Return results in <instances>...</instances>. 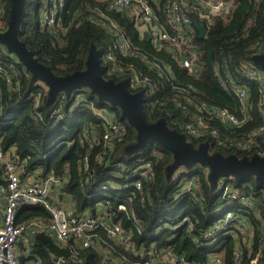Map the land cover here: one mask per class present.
<instances>
[{
    "label": "trees",
    "instance_id": "1",
    "mask_svg": "<svg viewBox=\"0 0 264 264\" xmlns=\"http://www.w3.org/2000/svg\"><path fill=\"white\" fill-rule=\"evenodd\" d=\"M233 1L235 7L229 16L217 14L212 18L210 25L205 18L194 14L195 20L205 23L208 27L206 37H199V33L195 37L200 45V61L203 64L198 76L190 75L172 56L156 51L147 39L141 40L133 20L112 12L135 45L151 57L171 63L176 75L175 78L167 75L160 77L154 72H149L140 58H121L125 64H134L155 81L164 84L158 88V96L164 104L152 102L149 96L144 94L147 121L155 122L164 118L169 126L179 128L188 117V113L177 107L173 101L172 85L178 82L193 84L200 99L211 105L227 108L243 119L239 98L231 89L228 79H225L227 87L220 82V76H224L223 69L227 67L232 80L237 83L247 82L246 76L240 73L238 66L244 61L251 60L264 43V0ZM32 2L33 0H27L25 20L19 37L26 43L28 49L35 51L37 59L50 66L56 75L64 76L85 69L91 44H95L102 52L111 47L113 39L107 29L97 22L85 19L87 10L84 11L82 21L78 18L74 20L76 7L84 5L96 7L100 4L103 6L102 3L94 0H68L66 7L70 12L64 10V23L65 25L73 23L58 37L42 27L39 8L36 6L35 16L30 7ZM10 6L11 0H7L6 17ZM0 64L5 67L6 74H0L2 148L9 150L16 147L19 160L26 163L28 169L41 168L44 173L51 171L57 174L67 173L68 179L60 190L73 197L79 211L88 209L92 212V209L101 203L114 221L120 222L131 233L138 248L143 244L149 248L152 243L159 248L173 246L177 253L185 254L186 259L199 264H206L211 254L221 255L222 264H235L234 234L237 229L234 225L230 228L234 232L232 235H223L211 247L203 245L202 242L194 243L190 238L215 227L222 213L221 209L227 207V204L233 205L231 210L239 214L240 226L247 224L254 232L252 249L243 245L240 264H264V181H257L254 175H247L239 180L230 178L226 182L231 184L229 193L231 197L227 195L225 197L227 193L223 187L212 188L208 170L201 164L189 170L185 169L178 177L174 173L168 180L167 166L173 161V154L170 151L156 142H149L138 153L128 155L125 152V146L135 141L137 132L121 117L119 107L99 100L88 87L74 90L69 98L64 93H59L56 101L49 107L46 105L47 96L39 104H35V93L42 90V81L31 82V73L25 65L11 53L4 52L1 47ZM13 67L19 73L13 81L19 85L18 91L9 88L7 82ZM219 70L220 75L217 74ZM247 86L250 93V116L240 126L234 127L213 120L212 124L219 130V139L209 141L213 151H219L224 155L236 154L240 157L264 154V133L259 134L253 148L240 147L249 141L250 133L263 124L264 97L261 95V88L256 82H247ZM79 94H83L89 103H94L98 107H108L128 128L126 137L116 142L104 154L105 161L102 164L96 161L95 156L102 151L104 141L101 137L105 128L101 126V119L94 115L89 107L82 104L74 105ZM37 114L39 117H36ZM92 125L97 127L93 132L100 138L101 143L89 152L86 140L80 139V136L85 126ZM188 139L195 147L206 140L189 135ZM86 154H89L91 180L82 187L81 182L85 179L86 170L81 166L80 160ZM147 163L152 166L150 179L137 174V179H141L144 185L143 191L140 192L133 186L126 187L125 184L131 181L129 178L132 177L131 171L134 167ZM125 170H129L128 173ZM183 179L185 181L194 179L196 185L187 190L183 187ZM114 183H121L123 186L120 190L114 191ZM5 186L6 180L0 168V193ZM241 197L249 199L250 207H245L241 203ZM121 205H124L125 209H121ZM184 214L190 217L193 229L189 231L186 223L174 231L172 225L180 221ZM131 216L137 220L135 224ZM17 217L18 222H23L36 217L50 218V213L42 206H33L20 210ZM100 235L104 246H108L114 256L120 258L118 249L132 257L130 252L117 248V245L108 239L104 230H100ZM29 254L32 264H56L58 258L65 259V264H111L95 247H82L73 242L61 246L50 234L40 231L34 236ZM257 256L258 260L255 263L253 259Z\"/></svg>",
    "mask_w": 264,
    "mask_h": 264
},
{
    "label": "built area",
    "instance_id": "2",
    "mask_svg": "<svg viewBox=\"0 0 264 264\" xmlns=\"http://www.w3.org/2000/svg\"><path fill=\"white\" fill-rule=\"evenodd\" d=\"M94 1L99 4L102 3L103 6L101 4L96 7L78 6L74 9V20L78 18L79 21H82L84 11L87 10L85 19L99 23L107 29L112 37L113 43L111 47L104 52L100 51L104 77L115 81L126 79L131 91L146 93L152 102H160L162 104H164V101L158 96V88L159 85L164 86V84L155 81L149 74L144 73L134 64H125L121 58H140L149 72H154L160 77L167 75L175 78L176 75L172 64L164 59L151 57L147 52L135 45L130 40L124 27L112 15V12L133 20L141 40L147 39L156 51H162L172 56L190 75L198 76L203 64L200 61V45L195 40L199 30L194 24V14L205 18L210 25L215 15L219 14L228 17L235 7L233 0ZM67 4L68 0H38L37 6L42 27L58 37L65 33L73 23L71 22L68 25L64 23V10L66 9L67 12H70L67 9ZM6 13L7 0H0V32L6 31L8 27ZM200 23L205 25L206 34L204 37H206L208 27L205 23ZM262 52H264V43L261 44L260 51L257 54ZM238 67L240 73L246 76L247 82L259 84L261 95L264 97V68L256 64L252 58L249 61L242 62ZM4 68L0 64V74L6 75ZM223 72L225 78L221 75L220 82L228 87L225 80L228 79L231 89L242 105L243 119H240L227 108L211 105L200 99L193 84L178 82L172 85V91L174 92L173 101L177 107L188 113V117L176 129L185 133L187 139L189 135L196 139L205 138L206 140L202 142H209L210 139L217 140L219 139V130L212 124L213 120H219L221 123L234 127L236 125L240 126L250 116L251 103L247 82L237 83L232 80L227 67H224ZM217 74L220 75V70ZM18 75V71L13 67L12 74L7 77L9 88L15 91L20 89L19 85L13 82L14 77ZM42 86V90L35 93V104H39L45 96L48 97V86ZM75 104L89 107L92 113L101 119V126L105 128V132L101 137L104 145L102 146V151L96 154L95 159L102 164L105 161L103 160L104 154L116 142L126 137L128 128L122 121L117 119L116 114L110 111L108 107H98L94 103L87 102L83 94L76 96ZM36 117H39V115L37 114ZM262 118V126L253 130L250 133L249 141L241 144L240 147L245 149L253 148L259 134L264 133V109L262 110ZM96 128L94 125L85 126L80 136V139L86 140L89 152L93 151L101 143L100 138L93 132ZM219 143H222V141H219ZM210 145L209 142V151L216 152L212 150ZM80 162L81 166L86 170L84 173L85 179L81 182L83 187L91 180L89 154H86ZM0 168L6 180V186L2 188L0 195V264H32V260L29 258L31 256L29 251L32 241L30 242L29 238L32 237L34 240L35 234L39 231L50 234L61 246L73 242L82 247H95L111 264H199L186 259L185 254L177 253L173 246L159 248L152 243L149 248H146L144 244L141 245V248H138L131 233L120 222L114 221L101 203H98L96 208L92 209V212L88 209L82 212L79 211L73 197L62 193L60 190L62 184L68 179V174H57L54 171L44 173L41 168L28 169L26 163L19 160L16 147L4 150L0 144ZM128 171L125 170L127 173ZM151 171L152 166L150 163L134 167L131 171L133 178H129L131 181L126 183L125 186H133L142 192L144 185L141 179H137V174L142 178L150 179ZM183 171L185 169L179 167L174 173L178 177ZM230 178L232 177L220 178L216 187L224 188L227 193L225 197L226 195L231 197L229 195L231 186L226 182ZM182 182L183 187L187 190H191L196 185V180L194 179L187 181L183 179ZM122 186L123 184L121 183H114L113 190H120ZM103 187L106 188L107 186ZM241 203L245 207H250L249 205H251L249 199L242 197ZM33 206L44 207L50 213V218L36 217L18 222V212ZM232 206L227 204V207L221 209L222 213H220L215 227L203 231L201 235H194L190 238L194 243L202 242L203 245L211 247L223 235H232L234 232L230 228L234 225L237 229L234 234L236 241L234 263L240 264L242 247L247 245L250 250L252 249L254 232L247 224L243 227L240 226L241 224L238 222L239 214L231 210ZM120 208L125 209V206L121 205ZM132 221L134 224L137 222L134 216ZM186 223L188 230L191 231L193 222L185 214L180 217V221L172 225V229L176 231ZM247 229L248 231H246ZM100 230L106 232L108 239L117 245V248L130 252L132 257L118 249L117 252L120 258L114 256L108 246H104ZM245 232L248 233L246 241H244ZM20 257H23V262H21ZM257 260L258 256L253 259V262L256 263ZM56 264H65V259H56ZM206 264H222L221 255L211 254Z\"/></svg>",
    "mask_w": 264,
    "mask_h": 264
},
{
    "label": "water",
    "instance_id": "3",
    "mask_svg": "<svg viewBox=\"0 0 264 264\" xmlns=\"http://www.w3.org/2000/svg\"><path fill=\"white\" fill-rule=\"evenodd\" d=\"M26 4L27 0H11L8 27L6 31L0 32V43L5 44L8 52L25 65L31 73V82L40 80L48 86V107L56 101L59 93H64L69 98L74 90L88 87L99 100L119 107L121 117L136 130L135 141L125 146L128 155L143 150L149 142H156L173 154V161L167 166L168 180L180 166L191 169L201 164L208 170V179L213 189L222 177L239 180L244 176L254 175L257 181H264V154L240 157L236 154L224 155L219 151L210 152L208 141L195 147L185 133L169 126L164 118L155 122L147 121L144 94L141 91H131L126 79L115 81L104 77L100 50L95 44L90 46L85 69L64 76L56 75L50 66L37 59L35 51L28 49L19 37L25 20ZM194 24L199 30V37L203 38L206 34L205 25L198 20H195ZM252 59L264 68V52L254 55ZM20 260L23 262V257H20Z\"/></svg>",
    "mask_w": 264,
    "mask_h": 264
},
{
    "label": "rangeland",
    "instance_id": "4",
    "mask_svg": "<svg viewBox=\"0 0 264 264\" xmlns=\"http://www.w3.org/2000/svg\"><path fill=\"white\" fill-rule=\"evenodd\" d=\"M37 2H38V0H33V2H32L31 5H30V7H31V11H32L33 14H35V16H36V11H35V10H36V6H37ZM0 47L3 49L4 52L8 53L5 44L0 43ZM13 57L17 58L15 55H13ZM43 85H45L44 82H43ZM195 166H196V165H195ZM180 167H181V168H184V169H187V168L184 167V166H180ZM187 170H189V169H187ZM229 185H231V184L229 183ZM0 195H1V193H0ZM0 208H1V207H0ZM246 231H248V229H247ZM246 239H248V233H247V232H245V239H244V241H246Z\"/></svg>",
    "mask_w": 264,
    "mask_h": 264
},
{
    "label": "crops",
    "instance_id": "5",
    "mask_svg": "<svg viewBox=\"0 0 264 264\" xmlns=\"http://www.w3.org/2000/svg\"><path fill=\"white\" fill-rule=\"evenodd\" d=\"M29 241L31 242V241H33V239H32V237L31 238H29ZM32 243V242H31Z\"/></svg>",
    "mask_w": 264,
    "mask_h": 264
}]
</instances>
